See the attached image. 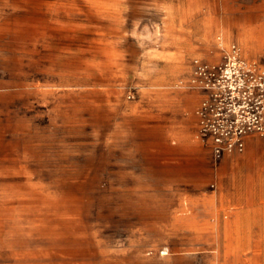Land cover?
Here are the masks:
<instances>
[{
	"label": "rangeland",
	"instance_id": "374dc122",
	"mask_svg": "<svg viewBox=\"0 0 264 264\" xmlns=\"http://www.w3.org/2000/svg\"><path fill=\"white\" fill-rule=\"evenodd\" d=\"M185 1H203L215 29L199 51L181 55L176 63L168 51L179 39L177 31L183 20L177 4ZM254 8L252 14H246L247 7L224 0H0V41L7 51L0 54L1 61L14 68L18 59L23 76L30 81L9 86L4 92L25 89L29 94L34 86L31 82L40 79L42 92L59 97L55 103L41 102L39 108L27 96L15 101L5 94L0 100V159L7 149L11 157L20 145L31 153L37 136L44 150L35 173L54 179L37 183L0 179V201L6 193L21 189L38 195L54 190L57 211L63 208L68 214L70 209L72 222L85 223L91 232L109 237L131 234L124 226L117 227L118 222L175 221L189 211L193 201L186 197L189 193L211 195L219 204L239 208L254 205L255 192L263 190L264 205V139L250 138L244 153L217 158L211 143L196 137L199 100L195 92L179 86L189 79L194 58L217 60L219 35L227 43L241 45L247 58H264V17L260 7L256 13ZM102 86L142 116L138 120L151 119L154 126L152 134L146 133L148 137L138 125L140 121L137 124L138 136L150 141V147L138 150L137 157L157 163L151 182L115 180L116 137L110 120L89 117L94 115L89 104L86 134L68 133L76 129L79 118H70L71 124L65 118L72 110L63 95L86 91L95 95L96 87ZM49 108L54 109V116ZM38 109L40 117L35 116ZM38 121L36 135L33 130ZM99 127L102 133H96ZM23 215H18L20 224ZM32 215L31 221L43 220L40 213ZM15 216L14 210L0 205V264H20L14 258L19 248L15 238L13 244H7L9 220ZM149 232L152 245L146 253L153 259L151 264H159L154 260L169 245L159 243L161 230Z\"/></svg>",
	"mask_w": 264,
	"mask_h": 264
},
{
	"label": "crops",
	"instance_id": "0c3cea01",
	"mask_svg": "<svg viewBox=\"0 0 264 264\" xmlns=\"http://www.w3.org/2000/svg\"><path fill=\"white\" fill-rule=\"evenodd\" d=\"M224 1L239 2V5L247 7L243 11L246 14H252V6H255V13L260 7L261 15L264 17V9H262L264 0ZM203 3V1H191V3L185 1L183 5L177 4L179 18L183 20L177 31L179 39H176V44L169 47L170 60L178 63L182 59L181 55L199 51L205 41L212 39L215 25L209 15L210 12L206 14L204 11ZM2 45L4 46L3 41H0V54H6V48L4 49ZM15 60L14 68H9L5 60L1 61L0 56V100L5 94L15 101L24 100L27 96L33 105L37 104L38 108L41 102L55 103L59 100L58 95L45 94L41 91L40 79L31 82L34 86L29 94L23 92L25 89H21L22 93H5L9 86H20L30 82L23 76L22 63L18 59ZM178 66L176 64V67ZM167 80L168 78L165 79ZM105 89L107 90L103 86L96 87L95 95L87 94V91L63 95L68 97L67 101L70 102L72 110L68 111L65 118L68 120L79 118L78 125H75L76 129H69L68 133L77 131L86 134L89 104L92 108L90 111L94 113L89 117L96 116L102 120H110L111 132L116 137L118 152L115 153L113 163L115 166L113 175L117 176L115 180L134 183L151 182L152 172L155 170L153 166H157V163L153 165L150 159L137 157L138 150L150 147V141L138 136L137 124L140 121L138 125L143 126L145 135L152 134L151 128L154 125L151 119L149 121L146 119L145 122L138 120L142 116H137L133 110L121 103L122 100L113 94H108ZM195 94L199 100L198 106L203 95ZM48 111L53 115L54 109L49 108ZM35 116L40 117L39 109ZM143 117L148 118L145 115ZM178 120L181 122L180 119ZM69 123L71 124L70 120ZM39 124L38 121L33 134L39 133ZM95 131L102 133L100 127ZM196 131V137L199 139L197 117ZM33 138L31 153L16 144L18 147L9 157V149H7L2 160L0 159L1 180L21 183L54 180L51 175L35 173L40 167L41 150L43 151L44 148L40 147L37 136ZM101 164L104 165V161L99 163L100 166ZM144 191L145 195L147 191ZM25 192L26 194L21 189L15 194L6 193L7 195L2 196L0 201V205L5 207V210H14L17 215L9 220L11 225L8 228L7 244H13L12 239L15 238L19 248L14 258L20 264H151L153 259L146 251L152 245L151 232H149L152 229L161 230L159 243L169 245L168 253L156 256L158 259L154 261L159 264H251L254 261H264L263 190L255 192L254 205L239 208L219 204L211 195L189 193L186 197H190L193 201L187 213L179 214L175 221L170 222L153 223L152 220L139 222L133 220L123 224L118 222L117 227L124 226L123 229L131 232L129 236L123 237L104 236L97 230L91 232L85 223L72 222L70 209L68 214L63 208L57 211L54 190L42 191L41 195L33 191ZM180 195L185 196V193ZM246 199L247 197L244 198ZM19 213L25 215L20 220L22 224L19 223ZM33 213L44 215L43 220L31 221ZM144 214L146 215V212ZM184 247H191L192 250L183 251Z\"/></svg>",
	"mask_w": 264,
	"mask_h": 264
},
{
	"label": "built area",
	"instance_id": "2783aa9c",
	"mask_svg": "<svg viewBox=\"0 0 264 264\" xmlns=\"http://www.w3.org/2000/svg\"><path fill=\"white\" fill-rule=\"evenodd\" d=\"M216 44L217 60L194 58L189 79L179 86L203 95L195 109L198 136L218 158L244 153L250 138L264 139V58H247L223 35Z\"/></svg>",
	"mask_w": 264,
	"mask_h": 264
}]
</instances>
